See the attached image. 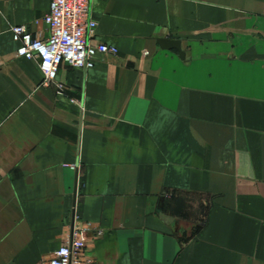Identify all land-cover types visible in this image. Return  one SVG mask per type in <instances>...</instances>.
Wrapping results in <instances>:
<instances>
[{"label": "crops", "instance_id": "1", "mask_svg": "<svg viewBox=\"0 0 264 264\" xmlns=\"http://www.w3.org/2000/svg\"><path fill=\"white\" fill-rule=\"evenodd\" d=\"M0 0V264H49L84 232L94 264H264V0H92V68L42 86ZM181 41V52L158 40Z\"/></svg>", "mask_w": 264, "mask_h": 264}, {"label": "built area", "instance_id": "2", "mask_svg": "<svg viewBox=\"0 0 264 264\" xmlns=\"http://www.w3.org/2000/svg\"><path fill=\"white\" fill-rule=\"evenodd\" d=\"M50 9L44 17L48 24L47 37H35L26 25H15L12 33L19 42L17 57L39 62L43 74L42 86L57 88L59 94L66 87L58 81L62 64L75 68H92L98 54H118L113 45L93 43L97 22L92 18V0H48ZM84 232L74 229L72 238L60 246L49 264H94L85 253Z\"/></svg>", "mask_w": 264, "mask_h": 264}, {"label": "water", "instance_id": "3", "mask_svg": "<svg viewBox=\"0 0 264 264\" xmlns=\"http://www.w3.org/2000/svg\"><path fill=\"white\" fill-rule=\"evenodd\" d=\"M158 42L163 48H169V49L175 48L179 50L181 52V56L184 57V53L182 52V49H181L180 40L172 39V38H160Z\"/></svg>", "mask_w": 264, "mask_h": 264}]
</instances>
